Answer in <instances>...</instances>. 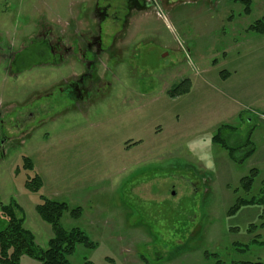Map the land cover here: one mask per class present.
I'll return each instance as SVG.
<instances>
[{"label": "rangeland", "instance_id": "1", "mask_svg": "<svg viewBox=\"0 0 264 264\" xmlns=\"http://www.w3.org/2000/svg\"><path fill=\"white\" fill-rule=\"evenodd\" d=\"M89 2L0 0V214L15 203L47 249L54 229L37 206L66 202L63 228L93 243L71 264L264 262V33L252 27L264 0L249 14L234 0H160L98 66L105 84L77 103L64 81L83 67L56 64L42 36L85 30ZM110 24L103 48L118 33ZM185 80L190 91L172 97Z\"/></svg>", "mask_w": 264, "mask_h": 264}, {"label": "trees", "instance_id": "2", "mask_svg": "<svg viewBox=\"0 0 264 264\" xmlns=\"http://www.w3.org/2000/svg\"><path fill=\"white\" fill-rule=\"evenodd\" d=\"M244 6V11L251 12L252 0H234ZM255 31L264 33V22L259 20L252 26ZM191 82L185 80L173 89L170 94L176 97L190 91ZM216 141L223 142L220 137H215ZM226 146L225 143H222ZM235 149H231L235 153ZM253 148H249L246 154L251 155ZM29 170H33L32 162L26 160ZM248 180L247 187L251 185ZM43 185V180L36 175L26 182V187L32 192H37ZM264 192V188H263ZM42 201L37 206L39 215L54 229V237L48 243L47 249H41L36 245L34 235L24 228V218L19 217L15 203L1 206L0 214V264H21L23 256H29L37 260L40 264H71L69 257L74 253L78 244L93 246V243L85 232L79 229H72L70 232L63 228L62 218L66 211L70 209L66 202L51 200L41 197ZM264 201V197L262 198ZM20 211V209H19ZM81 215L79 207L71 209V216L78 218ZM90 264V263H88ZM216 264H221L219 261ZM237 264H264V262H245Z\"/></svg>", "mask_w": 264, "mask_h": 264}, {"label": "flooded vegetation", "instance_id": "3", "mask_svg": "<svg viewBox=\"0 0 264 264\" xmlns=\"http://www.w3.org/2000/svg\"><path fill=\"white\" fill-rule=\"evenodd\" d=\"M84 12L87 11L88 16L92 18L91 23L88 24L85 30H82L81 26L77 23L69 25L70 30L63 32L60 40L53 41L48 34H44L42 39L45 42L46 47L50 50L49 53L58 58L56 64L69 63L70 59L78 61L83 67L82 73L71 76L69 79H65V84L70 88L68 92L74 94L77 97L76 102L81 101L84 96L82 91L86 92L84 95L90 97L91 94L97 92L101 87L103 81L106 79V74L100 75L98 66L103 64V59L118 56L115 52L116 45L125 40L126 35L130 32V27L133 19L137 15L146 10H151L157 2L160 0H89ZM123 11L124 20H121L119 24V13ZM106 20H110L109 25L112 29L117 27L118 33L115 35L112 44L108 48H103L100 32L101 23ZM44 52V50H42ZM5 58L14 62L13 53L9 52L8 55H4ZM117 60V59H116ZM118 61V60H117ZM94 70L96 78H94ZM107 82V81H106ZM1 141V140H0Z\"/></svg>", "mask_w": 264, "mask_h": 264}]
</instances>
